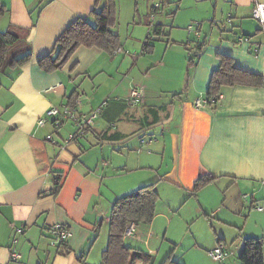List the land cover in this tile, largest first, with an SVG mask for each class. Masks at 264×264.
<instances>
[{
    "label": "crops",
    "instance_id": "1",
    "mask_svg": "<svg viewBox=\"0 0 264 264\" xmlns=\"http://www.w3.org/2000/svg\"><path fill=\"white\" fill-rule=\"evenodd\" d=\"M0 1L6 7L0 32L21 36L10 52L31 55L0 73V264H81L79 255L97 263L91 261L106 246L113 201L149 183L158 194L155 216L149 224L135 222L134 237L123 242L150 253L154 264L166 256L188 264L170 247L159 257L165 240L176 245L168 233L198 221L212 226V219L230 226L233 239L225 227L207 237L191 234L206 251L221 241L233 255L244 237L261 236L264 256V83L222 86L215 108L193 106L205 97L217 53L264 78V31L252 17L264 0H159L160 17L152 23L166 34L150 40V52L143 43L156 0L143 2L142 13L134 0L123 33L116 4L112 30L121 46L111 55L80 46L53 72L37 60L75 19L88 17L95 0ZM191 22L201 23L197 33L186 29ZM242 34L254 35L238 43ZM198 42V60L186 70ZM252 43L259 45L256 54ZM133 87L143 88L141 100H130ZM74 90L78 110L100 107L99 116L85 134L51 143L45 139L51 127L36 128V121L50 105L67 104ZM52 171L62 177L56 195ZM207 174L214 180L192 193L194 180ZM54 223L71 232L63 247L49 243Z\"/></svg>",
    "mask_w": 264,
    "mask_h": 264
},
{
    "label": "trees",
    "instance_id": "2",
    "mask_svg": "<svg viewBox=\"0 0 264 264\" xmlns=\"http://www.w3.org/2000/svg\"><path fill=\"white\" fill-rule=\"evenodd\" d=\"M101 2L102 0H95L88 17L75 19L56 38L53 49L37 60L42 70L53 72L61 69L80 46L97 47L110 55L121 46L118 34L112 30L117 21L115 0H103L102 4ZM5 12L6 7L0 1V17ZM148 27L150 31L143 43L144 52L151 51L153 46L149 43L150 40L160 39L166 34L161 24L148 23ZM150 33L154 35L152 38ZM253 35L242 34L239 36L250 39ZM20 40L21 36L12 30L0 32V73L7 68H18L31 60L30 52L20 56L10 52V48ZM202 46L203 42H198V50L189 53L186 70L197 62L198 52L202 49ZM250 47L251 53L256 54L253 43ZM216 56L219 59V65L212 71L204 95L208 107L215 108L219 89L222 86L233 84L263 85L264 78L262 75L236 67L232 57L228 55L217 53ZM180 94L181 92L174 93L173 96ZM77 95L78 93L74 90L67 98V105L73 107ZM51 175L55 187L50 191V194L56 195L62 177L61 174L55 171H52ZM212 180H214V177L209 174L198 177L193 182L191 192L195 193ZM157 200L158 194L154 189V183L142 185L133 192L115 198L110 211L106 246L101 252L98 264H154V257L150 253L133 249L124 244L123 233L130 221L149 224L155 216ZM219 242L221 241H217L216 244ZM58 246L63 247L64 243H60ZM237 258L241 264H264L263 238L261 236L244 237ZM78 260L81 264H91L85 260L83 255H79ZM160 264L184 263L166 256Z\"/></svg>",
    "mask_w": 264,
    "mask_h": 264
},
{
    "label": "built area",
    "instance_id": "3",
    "mask_svg": "<svg viewBox=\"0 0 264 264\" xmlns=\"http://www.w3.org/2000/svg\"><path fill=\"white\" fill-rule=\"evenodd\" d=\"M151 8V13L149 15L150 21L152 22L153 19L155 18V13L160 9V2L156 1L153 2L150 6ZM252 17L256 19L261 27L260 30L264 31V3H256L254 4L252 8ZM201 23H193L187 26L188 31H194L197 33L199 31ZM150 30H148L149 33ZM154 35L150 33V37L152 38ZM250 39L247 37L239 36L237 38L238 43H245L249 42ZM254 44V43H253ZM258 44H254V49L257 52L258 50ZM56 87H52V91H55ZM144 93H143V88L142 87H133L131 88L129 92V98L132 102L139 101L143 98ZM80 103V99L77 98L75 100V105L73 107L68 106L67 104H62L60 106H55V105H50L48 107L42 116H40L37 121H36V128L37 127H45L49 125L53 131L52 133L49 132L45 135V139L50 141L51 143H57L59 139L60 141L64 143H68L69 141L75 139L77 136H81L85 134L88 129H90L94 124L96 119L99 116L100 113V107H95L91 108L87 112H80L78 110V105ZM207 105V101L202 97H197L193 101V106L194 107H199ZM64 121H69L73 125V131L68 134L67 137L62 138L58 134V129L62 126ZM53 133L58 135L60 138H55L53 136ZM149 151V150H148ZM244 197L249 196V194H244ZM136 227V223L133 221L128 222L126 229L124 230L123 233V238L127 237H134V229ZM18 232L21 231V228H16ZM71 232L70 230L64 226L61 223H54L50 226L49 228V243L54 246H58L60 243H65V241L68 239L70 236ZM15 242V241H14ZM208 256L213 259L214 261H217L219 263H223L228 255L229 251L225 247V245L221 242L217 243L213 248L207 251ZM11 257L13 259H16L19 257L17 253H12Z\"/></svg>",
    "mask_w": 264,
    "mask_h": 264
},
{
    "label": "rangeland",
    "instance_id": "4",
    "mask_svg": "<svg viewBox=\"0 0 264 264\" xmlns=\"http://www.w3.org/2000/svg\"><path fill=\"white\" fill-rule=\"evenodd\" d=\"M148 0H139V9H140V13H142L143 9V2H146ZM158 2H160L159 0H156ZM155 1V2H156ZM118 10L120 9V29L121 32H124V24L123 21H126L127 16L131 13L132 11V7H133V3L135 2L134 0H115ZM153 3V2H152ZM151 5V4H150ZM166 9V8H165ZM159 11V9H158ZM158 11L155 13V18L154 19H158L157 15L159 14ZM151 13V12H150ZM149 13V15H150ZM164 15V14H163ZM137 16V13H136ZM165 16V15H164ZM149 20L150 17L148 16ZM153 19V20H154ZM152 23V22H150ZM195 22H191L190 24H193ZM153 24V23H152ZM186 25V29L187 26ZM149 28V27H148ZM122 32V33H123ZM193 32V30L191 31ZM64 124V127H60L58 129V134L63 135V137H67L69 133H71L73 131V125L71 122H67ZM50 132L52 133L53 129L50 128ZM53 136L55 138H60L58 137V135L53 133ZM60 136V135H59ZM237 216L240 217V219H243L244 221V214H237ZM207 222V221H206ZM217 222L216 219H212V226L209 225V223L207 225H205L203 222L198 221L196 222L194 225L190 224L189 226H184L182 227V225L180 227H175V232L173 235H170L171 233H168L169 236H173L174 240L176 241V245L174 246V248L172 247L170 241L165 240L164 245L162 246L160 252H159V257H161L164 252L166 251V249L168 247L171 248V250L174 251V258L176 259H183L186 261V263L188 264H220L217 261H214L213 259H211L208 254L207 251L205 250V243L204 242H198V241H193L191 234L195 235L197 237H207L208 235H212L213 232L215 230H217V228L221 227H225V230L227 231L226 233L229 235V237H227V240H231L233 239V237L231 238V228L230 226H225V224L221 223V226H216L214 223ZM108 234V229L107 226L105 227V238H107ZM195 242H197V244H199V246L201 248H196L195 247ZM204 244V245H203ZM237 252L235 250V253L233 255H230L227 260L224 261L223 264H237L240 262H238V258H237ZM101 255V254H100ZM91 262H97V263H93V264H98L100 262V258L97 259V261H91Z\"/></svg>",
    "mask_w": 264,
    "mask_h": 264
},
{
    "label": "bare ground",
    "instance_id": "5",
    "mask_svg": "<svg viewBox=\"0 0 264 264\" xmlns=\"http://www.w3.org/2000/svg\"><path fill=\"white\" fill-rule=\"evenodd\" d=\"M56 106V105H55ZM69 106V105H68Z\"/></svg>",
    "mask_w": 264,
    "mask_h": 264
}]
</instances>
